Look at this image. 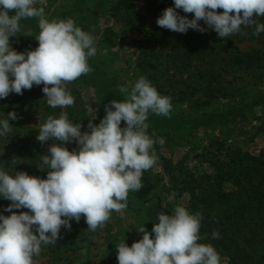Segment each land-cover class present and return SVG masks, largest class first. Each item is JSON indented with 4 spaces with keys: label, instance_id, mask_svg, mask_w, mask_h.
<instances>
[{
    "label": "rangeland",
    "instance_id": "1",
    "mask_svg": "<svg viewBox=\"0 0 264 264\" xmlns=\"http://www.w3.org/2000/svg\"><path fill=\"white\" fill-rule=\"evenodd\" d=\"M80 1L37 0L34 6L43 7L49 21L62 14L67 16L65 20L74 21L81 13L94 16V24L88 32L96 48V54L88 58L92 71L65 85L74 97L72 106L50 107L42 91L43 84L23 90L25 106L16 104L10 94L0 98V106H12L7 113L0 109V119H7V114L13 111L19 117L9 121L12 131L0 136V170L20 167L44 179L48 169L41 170L38 166H43V155L49 154L51 144L60 142H39L36 137L41 125L49 116L59 118L63 112L70 122L82 125V133L90 132L89 120L98 125L106 115L105 106L114 100L98 96L101 75L116 91H119L118 86L131 91L140 77L146 78L162 96L170 98L171 111L167 117L150 111L146 121L153 128L154 137L150 138L155 143L150 152L156 158L153 167L144 171L155 185L148 201L137 199L135 191H130L126 208L119 213L113 211L105 225L95 231L87 230L83 215L79 222L73 219L70 229L61 227L55 244H41L45 249L33 257L34 264H118L117 245L125 242L130 247L142 239L143 234L139 233L142 226L151 233L160 214L158 207L172 215L177 206L185 207L190 214H200L198 243L213 246L220 264H232L227 255L210 242L211 232L206 234L205 230L210 219L213 222L214 217L220 220L224 215L218 214L214 200H219L218 205L230 206L234 196L229 193L249 185L247 180L241 179L239 170L246 163L264 160V61L257 70L226 75L223 90L215 92L210 96V103H206L204 85L197 82L194 72L178 71L172 81L176 69L169 68L165 54L151 56L142 48L145 32L158 26L157 19L171 7L169 1L83 0V6ZM14 14V11L9 12L10 16ZM20 29L17 36L10 37L11 47L17 52L37 48L35 37L40 30L36 31L29 22L20 23ZM251 47L260 48V45L253 42L240 45L244 52ZM261 49L264 56V47ZM91 62L102 72L98 77ZM120 96L125 99L124 94ZM121 127H126L124 121ZM159 138L164 139L163 145L158 142ZM64 146L69 151L79 150L75 141ZM248 154L252 160L247 159ZM236 169L237 173L232 175ZM0 213L8 215L1 208ZM247 240L242 238L241 243L249 245ZM258 248L261 262L254 264H264V240ZM51 257H54L53 263H49Z\"/></svg>",
    "mask_w": 264,
    "mask_h": 264
},
{
    "label": "clouds",
    "instance_id": "2",
    "mask_svg": "<svg viewBox=\"0 0 264 264\" xmlns=\"http://www.w3.org/2000/svg\"><path fill=\"white\" fill-rule=\"evenodd\" d=\"M36 3L0 0V98L22 95L23 90L43 84L50 107L72 106L75 100L65 85L92 71L88 58L96 54L94 38L72 19L49 21ZM177 9L194 13V18L180 15ZM10 11L15 14L10 16ZM254 16H264V0H174V7L166 8L156 22L186 33L190 28L207 31L198 23L203 20L219 37L227 38L239 32L241 25L254 24ZM32 17L39 18L38 47L17 52L10 37L20 32L21 19ZM260 32L264 24H256L253 34ZM118 90L125 99L106 105L98 125L89 120L90 132L82 133V125L70 122L63 112L41 125L39 142H60L51 144L49 154L43 155V166H38L48 169L46 179L0 170V196L11 201L5 208L11 215L0 214V264H34L41 244H55L61 227L70 229V221L79 222L82 215L87 230L102 228L113 211L126 208L129 192L142 187V174L156 159L150 152L155 142L147 134L148 114L169 116L171 102L144 77L131 91L122 86ZM18 118L13 111L0 119V136L10 133L9 121ZM122 121L126 127H121ZM73 141L79 150L64 146ZM158 142L165 143L163 138ZM22 208L29 211H13ZM200 222L199 213L190 214L183 206L175 207L172 215L159 214L151 233L142 226V239L130 247L125 242L116 246L118 264H220L213 246L198 243ZM212 236L219 238V233L214 231Z\"/></svg>",
    "mask_w": 264,
    "mask_h": 264
},
{
    "label": "trees",
    "instance_id": "3",
    "mask_svg": "<svg viewBox=\"0 0 264 264\" xmlns=\"http://www.w3.org/2000/svg\"><path fill=\"white\" fill-rule=\"evenodd\" d=\"M166 1H169L171 7H174V0ZM84 3L85 1H80L81 6ZM222 11V9L217 10V12ZM177 12L182 16L186 15L188 19L194 18V13H184L182 9H177ZM81 14V17H76L75 21L72 20L76 26L88 33L91 31L90 27L94 24V16ZM66 17V15L62 14L54 20H65ZM253 20L255 21L254 24L248 26L241 25L239 32L227 38L219 37L215 30L209 28L203 20H200L198 23L202 28L207 29L205 32L190 28L186 33H178L155 26L150 32H145L141 45L151 56L159 53L165 54V57L169 59L167 61L169 68L176 69L172 81L178 76V71L188 70L194 72L193 75L198 78L197 82L204 85L203 90L208 99L206 103H210L212 99L210 96L213 97L215 92L223 90L222 84L225 81L226 75L231 72L253 71L263 66L264 56L261 48L264 47V32H260L259 35H254L253 33L256 31V24H264V16H254ZM24 22H29L36 31L40 30L38 26L39 21L35 17L21 19L19 23ZM246 42L256 43L260 45V48L251 47L248 52H244L241 50L240 45ZM91 65L93 69L97 70L98 77L102 72L93 62H91ZM99 80L102 82L97 85L98 96L100 98H114L117 101L124 100L112 83H105L102 75L99 77ZM10 96L15 99L16 104L25 106L27 100H25L23 94L10 93ZM11 108L12 106H0V109L6 113ZM152 132L153 128L148 126L147 134L154 137ZM235 152L237 150L234 151V156L236 155ZM246 157L252 160V158H249L252 157L251 155L248 154ZM10 166L13 165L10 164ZM3 170L12 176H15L17 172H26V170H22L20 167H14L13 169L11 167H4ZM26 173L30 176H36L32 172ZM232 173V175H235L237 169ZM238 174L241 176V179L247 180L249 185L242 186L243 190L229 193V196L232 194L234 198H238H231L232 202L230 206L228 204H220V206L217 203L219 200H214L213 205L216 206L218 214L224 215L220 220H218V217H214L213 222L210 219L205 233L211 232L210 242L227 255L230 263L254 264L261 262L257 253L259 245L264 240V160L256 159L252 163H246L244 168L239 170ZM46 178L47 175L44 179ZM141 183L142 187L138 191H135V196L137 199L147 202L148 197L155 189V185L146 176L145 172L142 174ZM219 193L222 194L220 191ZM10 203L11 201L0 196L1 209L7 208ZM13 211L19 213L29 210L22 208L13 209ZM158 211L160 214L170 215L164 208L158 207ZM7 213L11 215L10 212ZM0 214L6 216V213ZM260 215L263 217H260ZM156 223H158V217H156ZM33 231L35 232V229ZM214 231L219 233V238H213L212 234ZM244 232L247 234L245 237ZM36 234L38 235V233ZM242 238L248 239L249 245L242 244ZM43 248L41 246V249ZM52 260L54 261V257L50 258L49 263H53ZM262 260L264 261V259Z\"/></svg>",
    "mask_w": 264,
    "mask_h": 264
}]
</instances>
